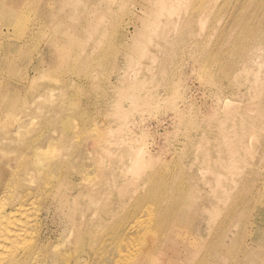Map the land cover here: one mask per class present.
I'll use <instances>...</instances> for the list:
<instances>
[{"label":"rangeland","instance_id":"rangeland-1","mask_svg":"<svg viewBox=\"0 0 264 264\" xmlns=\"http://www.w3.org/2000/svg\"><path fill=\"white\" fill-rule=\"evenodd\" d=\"M63 1L26 0L32 13L25 16L44 12L54 21L53 13L62 14L70 23L89 26L80 40L91 54H100L92 36L105 29V44L119 51L101 61L89 58L93 65L87 68L78 62L86 54L81 43L69 41L62 47L64 53L71 51L69 59L59 63L47 44L67 26L60 25L53 35L55 26L45 21L36 37L26 18L8 26L10 33L0 42V96L2 104L11 106L0 105V120L24 123L16 130L23 137L17 139L27 140L35 159L68 168L79 183V170L93 171L89 182H81L89 190L78 200L80 207L95 191L100 213L107 206L117 211L122 199L142 212L143 227L124 246L132 253L124 250V260L118 255L115 264L133 263L158 234L149 217L156 212L152 201L130 199L132 193L144 194L148 176H165V193L191 201L186 216L175 218L172 227L179 240L193 241L198 261L206 256L210 264H217L216 258L239 263L249 236L245 230L264 242V0H165L155 9L150 0H83L79 7L90 17V8L99 9L93 26L80 22L75 10L61 9ZM109 7L116 9L114 16L102 19ZM8 27L0 24V29ZM14 134L10 144L18 146L22 142ZM78 153L84 154L81 160ZM31 157L25 153L23 162ZM216 185L224 186L225 195L218 204L206 196ZM241 196L250 201L242 204ZM43 203L37 201V208ZM162 205L170 203L164 199ZM237 206L240 212L231 216ZM116 213L123 214H112L109 225ZM66 216L59 213L45 221L52 254L67 249ZM198 225L205 229L198 231ZM212 246L222 248L213 255ZM249 247L259 258L248 264H264V248Z\"/></svg>","mask_w":264,"mask_h":264},{"label":"bare ground","instance_id":"bare-ground-1","mask_svg":"<svg viewBox=\"0 0 264 264\" xmlns=\"http://www.w3.org/2000/svg\"><path fill=\"white\" fill-rule=\"evenodd\" d=\"M150 1L151 7L155 9L165 0ZM82 3H84L83 0H80L79 2L76 0H64L62 2L61 9L70 8L71 10L73 9V11L75 10L76 16L82 17L83 19V21L80 22L90 21L91 26L98 24V21L95 19L99 18L95 15V13H100L97 11L99 9H97V7L90 8V13L92 15V17H90V14L83 13V11H86L83 9V7H79V5H82ZM260 6L261 4H258V8ZM29 8L30 7L27 5L26 0L0 1V24L3 23L5 26L10 27L14 26L13 24L15 23H19V21L23 18H26L28 19V22L32 24V27L35 26V29L32 27L28 29L29 33H31L34 37L38 36L41 31H44L42 29L45 28V21H50L53 23L50 27L55 26L53 29V35L62 30L59 29L60 25L67 26V31L63 30L60 34H56V36H59V38L54 36V38H52L47 44V50L49 52L52 51L56 53L53 55V57L59 63H65L69 59L68 54H70L71 51H68L67 53L62 51V47H64V45L69 41L70 43L75 41H79L81 43L79 49L86 52V54L85 57H79L78 59L80 60L78 62L79 65H86L87 68L90 67V65H93V61L99 59V57H101L99 60L101 61L105 58V56H108V53H110L112 56L115 52L119 51L117 46L111 45L110 43L105 44L106 31L104 29L102 33H96L92 36V40L94 42L93 46L100 50V54H91V50L87 48L83 49L85 46H83L84 43L80 40L83 37L84 30L89 28V26H86L83 23L80 25L75 24L74 22L70 23V18L62 17V14L53 13L50 18H53L52 20L54 21L47 19L45 17L46 13L44 12H42L41 15L34 16V18L30 14L27 15V17L25 16L26 13H32ZM115 10L109 7L105 9L107 13L104 15L100 14V17L103 15L101 17L103 19L108 15L114 16L112 13L114 14ZM93 15H95V17H93ZM253 16L255 17V15ZM9 27L7 29H0V42L4 36H7L10 33ZM91 57L94 58L93 61L89 60ZM83 58H86L89 61H85ZM66 83L69 84L67 79L65 81V84ZM45 88L51 90L47 86H45ZM157 96H160V93L155 95V97ZM15 100L17 99L15 98ZM3 102V95H1V107L11 106L9 102L2 104ZM13 103H15V101ZM10 123L7 124L6 122L0 120V264H115L118 261V257L124 253V250L126 249H124V246L126 247L128 245V239L130 236H132V233L136 230H141L143 227L144 222L142 218V212L141 214H138V210L136 207L134 208V206L128 208L126 206L127 201L122 199V201L118 204L117 211H115L116 209L114 210V208L109 210L107 206L103 207L102 213H100L101 209L99 201H97V197L94 196L95 191L92 192L93 198H90L87 202L81 205V207H84L83 210V208L80 207L78 200L85 191L88 192L89 188L82 187L81 182H89L90 179L93 178V171L90 172L84 169L79 170L78 173L82 175V179H80L81 182L79 183L76 179L77 177L74 176L70 170H67L68 168L61 165L50 166L49 164H46V161L44 163L43 160L40 161L41 159H35L32 150H29L30 147L27 143V140H24V138L22 141L17 139L23 135L22 131L24 130L19 131L22 132L21 134H18L16 130L24 123ZM35 124L36 121L34 120L32 125ZM13 133H17L16 139L22 142L18 146L10 144L12 142ZM7 152L10 153L8 154ZM13 152L14 154L11 155ZM27 152L33 157L30 158V161L23 162L25 153ZM78 156L81 160L84 157V154L78 153ZM94 172L96 173V170ZM148 178L149 180L144 181L142 184V192L144 194L140 195V192L132 193L130 199L134 201V198H139L141 202L152 201L155 206L154 210L156 209V212L154 215L149 217H152V219L156 221L155 230L158 231V234L157 236H153L151 241H149L148 244L143 247L140 252H138L135 260H130L133 262L131 264H210L209 258L207 261H205L206 256L204 257L205 260L198 261L197 258L199 257L196 253L197 251L193 248V241L184 238L179 240L181 237L176 236L179 234L175 232L177 228L174 226L172 227V222L175 218L178 216H186L189 209H191V201L189 202L182 197L165 193V191L168 189L167 178L165 176H148ZM222 188H224V186L221 187L216 185L213 188V193L206 195L208 196V199L212 200L210 201L211 203H213L215 200V202L218 204L221 199L225 198V195H223L221 192ZM255 189L257 190V188ZM219 192H221V194H219ZM241 198L242 204L250 201V199L246 196H241ZM42 199L44 201L42 208H37V201ZM164 199H167L170 203V206L167 208H164L162 205ZM119 210H122L123 214L119 215L116 213L115 219L113 218L114 222H111L112 224L109 225L108 223L110 222L108 219H110L112 214L118 212ZM37 211L40 212L38 213ZM239 212L240 207L237 206L231 210L230 215L237 216ZM59 213L67 214L69 219H64L66 221V224H64L66 228L64 232H69L70 234H66L65 240H63V242L65 241L68 243H65V246L67 245V249L64 250L63 247L62 251H56L58 253L55 252L52 254L50 252L49 246L52 243L53 237L48 231L47 232L50 235H46L48 234L46 233L48 228V224L46 222L50 218H55L54 216H57ZM145 217H147L148 220V216L146 215ZM198 219L197 222L202 218L199 220ZM65 221L63 223H65ZM60 222L62 221L57 223L60 224ZM145 222L147 223V221ZM201 222L203 221L201 220ZM81 226H83L82 229L79 228ZM203 229L201 225H198V231ZM145 230L148 229L146 228ZM245 231L249 233L248 238L245 240L247 245H245V248L242 249V258L241 260L239 259V263L237 264H248V261H250V263L251 261L256 262V258H259L257 250L250 248L249 244L254 243L257 247L264 248V242L262 243L261 241H258L259 239H257L256 235H253L251 230ZM168 232L169 235L167 237H163V235L168 234ZM72 235L74 236L73 239H71ZM131 239H133V237ZM133 241L135 240L133 239ZM217 241L220 240L217 239ZM250 241L251 243H249ZM132 244L135 243L132 242ZM224 247L223 249H225ZM240 247H242L241 244ZM221 248L219 247L218 249L217 247L212 246L211 253L214 255V253L218 252ZM135 249H137V247ZM127 250L125 251L128 252ZM134 252L136 253V251ZM226 252L228 253V251ZM208 255L209 254H207V256ZM261 255L262 254L260 253V257ZM261 258H264V254ZM125 259H128V257ZM224 262L225 260L223 258H216L215 260V263L217 264H223Z\"/></svg>","mask_w":264,"mask_h":264}]
</instances>
